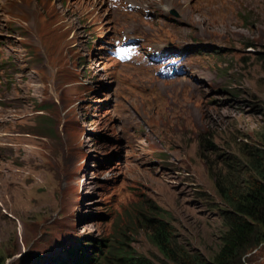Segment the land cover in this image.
Segmentation results:
<instances>
[{
	"label": "rangeland",
	"instance_id": "rangeland-1",
	"mask_svg": "<svg viewBox=\"0 0 264 264\" xmlns=\"http://www.w3.org/2000/svg\"><path fill=\"white\" fill-rule=\"evenodd\" d=\"M44 1L9 0L27 23L0 13V112L13 117L0 118V264H93L88 252L111 243L163 264L142 214L164 215L179 243L213 256L225 205L210 164L259 145L264 129V0H191L194 15L210 1L233 26L202 36L184 23L180 50L168 41L177 2L159 15L151 0H47L41 11ZM37 2L34 28L17 26L31 27ZM58 12L71 27L55 26ZM129 37L183 70L165 76L144 52L118 62L110 47ZM243 263L264 264V242Z\"/></svg>",
	"mask_w": 264,
	"mask_h": 264
},
{
	"label": "trees",
	"instance_id": "trees-1",
	"mask_svg": "<svg viewBox=\"0 0 264 264\" xmlns=\"http://www.w3.org/2000/svg\"><path fill=\"white\" fill-rule=\"evenodd\" d=\"M259 137V145L242 144L238 153L219 154L210 164L216 191L225 205L221 209L225 230L213 256L193 253L179 243L164 215L142 214L149 239L165 258L163 264H244L243 257L264 242V129ZM93 248L97 253L87 256L93 264H156L113 243L106 249L101 244Z\"/></svg>",
	"mask_w": 264,
	"mask_h": 264
},
{
	"label": "bare ground",
	"instance_id": "bare-ground-1",
	"mask_svg": "<svg viewBox=\"0 0 264 264\" xmlns=\"http://www.w3.org/2000/svg\"><path fill=\"white\" fill-rule=\"evenodd\" d=\"M164 1H168L171 3L177 2L180 7H181V24L176 25V27L172 28L173 31L171 32L169 30V42H173L175 43L174 45H176V49L180 50L179 48L182 46V43L184 41V39L188 36V34H186V27L183 26L184 23H189V25H193L196 28V34H200L202 36L206 35V32L211 30V27L216 26L217 29H214V31H219L218 29H222V28H227L229 27V25L232 27L233 25L225 20L221 10L212 2L207 1V5L206 8H203L202 11H204V14L202 15L201 12L198 13L197 15L193 14V11L191 10V6H190V1L191 0H151L150 1V6L156 10L159 11L158 14L161 15L160 9L162 6V3ZM34 1H32L30 4L28 3H21L22 7L28 6L31 7V5L33 4ZM0 3L3 6H9L12 5L11 8L5 7V8H1L0 9V13H8L16 18H18L19 20H24L27 22H29L32 18V15L30 12L21 9V7L19 5H17L16 3H10L9 0H1ZM46 3L47 0L44 1L43 3V9H41V11H43L46 8ZM38 4V8L34 11V21L31 25V27L25 23H18L17 26H24L25 29H33L34 26L36 25L37 21L39 20V18L41 17L42 13L40 12V7H39V3ZM66 13H59L57 14V16L53 19L56 20V25L55 26H64V25H69V27L72 26L71 23H69L68 21H66L64 19V15ZM161 19V17H160ZM204 23L203 25H200V23ZM229 24V25H228ZM212 31V30H211ZM77 32H75V36H76ZM33 36L30 35L29 36V40H32ZM17 79V83L15 84L14 87H16L17 89L21 90V92L24 94L25 93V87L26 85L23 83L22 79L19 77H16ZM13 89L12 91H9L6 93V98L7 99H14L16 98L14 95V91L16 90ZM149 90H157L156 95H155V99H158L161 103L164 102H168V106L167 108L169 109V104H170V100H169V96L166 95L165 93L167 92H161L159 89H157L156 87H150ZM168 94V93H167ZM1 101V99H0ZM162 120H169L172 118V115L170 113H164L163 115L160 116ZM0 118L1 120H12V114L11 111L9 109H5L4 111L0 112Z\"/></svg>",
	"mask_w": 264,
	"mask_h": 264
}]
</instances>
